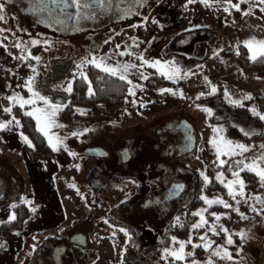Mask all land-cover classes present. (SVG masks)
<instances>
[{"label":"rangeland","instance_id":"rangeland-1","mask_svg":"<svg viewBox=\"0 0 264 264\" xmlns=\"http://www.w3.org/2000/svg\"><path fill=\"white\" fill-rule=\"evenodd\" d=\"M0 2H4L5 17L0 21V29H5L0 33V65L16 70L19 85L26 90L25 81L33 78V88L39 95L49 99L52 95L47 91L51 90L52 94H56L54 99L62 101L69 93L65 89L72 86L74 78L80 76L81 71L84 72L83 67L87 64L82 62L85 60L106 57L105 63L113 67L135 65L128 69L127 79L132 83L128 84L127 98L120 107L106 110L99 105L95 110L89 111L85 107L75 106L68 119L64 120L58 119V113L63 109V103L60 104L61 110L54 119L56 124L63 127L51 128L49 135L57 136L63 143L54 142L60 147L56 145V151L51 147L52 157L39 162L42 169L39 167L32 172L33 185L29 183V174L25 171L24 163L20 164V156L25 150L23 153L13 143L17 140L15 142L22 145L25 142L21 136H27L21 133V126L17 127L15 123L6 137L0 130V226L12 221H9V216L14 215L15 207L24 205L30 209L27 220L23 221L20 229L12 232L10 240L0 236V245H3L0 247V264H58L53 259L55 251L62 245L72 244L70 239L77 229L89 230L92 227L93 223H84V219L91 212L90 202L94 210L98 203L103 205L99 215L102 218L97 222V231L92 238L93 246L97 248L98 244L100 249L105 247L102 252L104 256L99 257L107 260L108 256H112L108 260L112 264H161L155 261L157 258H166V249L179 247L173 243V238L186 242L191 237L192 243H186L184 252L192 253V245L205 243L200 240L203 235H207L212 242V248L205 251L202 247L204 259L198 260V264H205L209 260L212 264H264V186L255 174L257 190L247 189L240 176L244 182L243 195L224 200L231 208L222 205V210L215 213L221 218L216 221L213 217L210 225H217V235L209 231V225L207 229L198 232L194 239L192 226L199 221L198 216H195L187 234L181 238L173 237L166 231V222L173 220L181 207L190 203L192 193L189 191L180 197H174L169 208L165 205L166 208L161 209L154 202H150L156 194L155 190L160 188L158 185L163 189L170 179L181 180L185 188L191 187L195 180V198L200 199L202 195L206 197L198 189L200 184H205L204 177L208 181L212 177V174L207 173L208 166L213 168L220 165L228 157H231V161L227 160V164L231 167L236 160L245 161L239 149H236V154L218 157L215 145L209 141L219 140L222 136L231 141L233 146L242 144L249 150L254 147L249 140L254 134L262 132V127L254 120L255 115L250 111L255 109L264 114L258 110L257 101L253 99L248 103L247 97L250 94L245 89L230 87L214 76V70H218L221 59L226 57L219 53L222 48L234 46L240 40L245 47V41L260 39L256 32L247 27L239 37L224 36L220 32L224 28L225 19L227 20L231 11L236 10L229 7L227 0H209L208 7L199 0L191 4L187 0H175L166 9L150 13L145 22L113 25L109 28L110 32L99 33L92 40L85 39L82 42H79L80 38L67 41L64 40L65 35L35 29L31 22L28 23L26 14L10 2ZM232 3H239V0H232ZM240 8L238 14L242 10L254 12L264 23V11H261L264 5L257 0H246L240 4ZM177 13L184 16L183 22L179 18L175 19ZM155 15L158 19L154 23ZM208 24L219 28L216 30L213 26L206 27ZM155 36H164V41H156ZM202 39L211 43L210 51L215 54L211 56V73L206 68L208 63L199 59L202 48L200 47L199 52H190L192 43ZM33 40L37 41L35 46L31 43ZM189 42L192 45H188ZM16 44H20L21 48L18 49ZM155 48L159 51L155 52ZM121 52L125 54L120 55ZM247 55L250 56L249 53ZM22 56L25 59H20ZM141 56L148 62L159 61L161 65H168L169 68L175 66L180 70L179 78L173 82V79L162 75L165 83L156 87V95L144 98L142 91L145 79L140 73L146 77L153 73L161 74L156 68L142 63L138 59ZM34 57H39L40 60L37 61ZM56 61L58 64L54 66ZM78 64L82 67L77 68ZM214 65L217 67L214 68ZM48 69L50 71L46 72ZM129 87L133 88L134 96L128 95ZM212 88L216 89L214 93ZM161 89H170L171 92L161 94ZM225 93L228 94L227 97ZM38 101L23 112L42 107L38 106ZM181 119L191 125L196 138L194 150L184 157L177 156V131L165 128L166 125L173 124L174 120ZM213 129L223 131L217 135ZM74 132L78 133L75 135V142L68 140L74 136ZM4 138L8 139L9 145L3 141ZM44 138L49 145L48 139L45 136ZM28 141L33 147L29 138ZM25 145L28 146L27 143ZM208 148L209 154L212 153L213 156L208 154L207 165L201 155L207 153ZM94 149L104 152L105 156L90 157L87 151ZM125 150L129 156L126 161L122 159L121 153ZM70 152L74 155H70ZM262 156L264 153L253 161L264 167V162L260 160ZM92 165H97L99 175L104 177L98 179V186L104 187L102 192L90 193L88 188H93L94 181L89 186L83 180L84 172ZM80 167L83 168L82 172H78ZM61 173L63 176H59ZM218 173L213 175L215 179ZM230 178L235 179L232 174ZM74 182L80 186L86 185L77 195V191L73 189ZM70 195H75L77 204L72 202L75 200L70 199ZM217 198L222 199L219 196L208 199ZM105 207H116L115 217L122 218V227L105 221ZM205 208L209 207L202 201L199 205L195 204L190 213ZM203 215L208 220L206 211ZM90 221H96L95 216ZM219 226L227 229V233L221 232ZM6 227L7 231L9 225ZM125 232L128 233L127 236ZM241 233L245 234L244 238ZM227 236L232 238L231 245L226 243ZM217 246L226 249L231 259L212 255ZM92 251L89 258L94 257L95 250ZM59 261L64 264L63 255ZM192 261L185 259L182 262L192 264Z\"/></svg>","mask_w":264,"mask_h":264},{"label":"snow or ice","instance_id":"snow-or-ice-1","mask_svg":"<svg viewBox=\"0 0 264 264\" xmlns=\"http://www.w3.org/2000/svg\"><path fill=\"white\" fill-rule=\"evenodd\" d=\"M5 2H10V0H5ZM36 3L40 4L42 6V10H47L48 14L51 16L52 12L56 9H59L61 12H64L68 9H75L74 13H71V15H75L77 18H87V10L90 8H102L105 6L106 3H110V0H35ZM188 4L196 2V0H187ZM200 3H203L205 7L209 6V0H199ZM246 0H239V3H232V0H227V3L229 7L235 8L236 11H241L240 4L245 3ZM257 2L261 5H264V0H257ZM51 5L52 7L49 8L48 6ZM225 11H228V8L224 9ZM261 11H264V8L261 9ZM4 2H0V21H3L5 19L4 15ZM245 15H248L250 13H244ZM155 23V20H153ZM135 27V26H133ZM5 29H0V33L4 32ZM6 38V37H5ZM32 45L35 46L37 44V41L33 40L31 41ZM2 46V45H0ZM18 49L21 48L20 44L15 45ZM245 47L248 48L249 52L251 55L249 56L250 60H257L258 58L264 57V40H256L255 38H252L248 41H245ZM22 50V49H21ZM125 53L121 52L120 55H124ZM31 58V57H28ZM20 59H25V57H20ZM35 60L39 61V57H34ZM106 57H100L97 59L96 57H93L91 60H85L82 62V64H90L94 68L98 69L99 71L105 73L106 75L110 77H117L121 81H124L128 84L131 85V81L127 79V72L130 67H135V65H117L115 67L108 65L105 63ZM138 59L141 60L142 63L147 64L149 67H154L157 69L158 72H160L161 75L165 76V78H170L173 79V82H175L176 78H179L180 75V70L176 68L175 66L169 68L168 65H161L159 61H153V62H148L143 59V57H138ZM171 63V62H169ZM82 65L78 64L77 68H81ZM33 71H35L33 69ZM80 77L84 79L85 82L88 83V95L92 96L95 93L93 92L91 83L88 81L87 76L84 74L83 71L79 73ZM140 75L144 79H148V77L144 76L143 73H140ZM184 75H187L185 73ZM33 83L34 79L30 78L25 81V87L27 88L28 92L30 93V97L28 99H23L20 97L18 94L8 97V99L14 103L17 104L21 109H24L25 106H31L36 103L37 100L41 101L43 105H45L44 108H31L30 111H25L23 114L25 116H29L32 119L35 120L36 122V130L40 132L42 135H44L48 139L49 146L52 147L53 151H56V143H63L62 141H59L58 138L54 136H50L49 132L51 128L53 127H63V125L56 124L55 122V116L58 111L61 110L60 105H53L49 102V100L41 95H39L38 92H36L33 88ZM67 92L71 93V86L67 89H65ZM216 91L215 88H212V92L214 93ZM165 92H171L170 89H161L160 93L163 94ZM175 95V93H173ZM128 95L134 96L135 92L132 87H129L128 89ZM227 93H225V96L227 97ZM247 99H251L250 96L247 97ZM13 109L12 107H4L3 112L8 113L11 115ZM250 111L253 112V115L259 117L261 121H264V114H261L257 112L255 109H250ZM15 123L17 127L20 126V121L17 120L15 117H13L11 120L7 121V123L0 122V130H4L6 128L10 129V126ZM217 135H219L220 132L223 130H217L213 129ZM247 134V133H246ZM72 135H78V133H72ZM21 139L28 144L29 147H32L30 141H28V138L25 136H21ZM54 141L56 143H54ZM209 143L214 144L216 147V152L217 156L219 157L220 155H233L236 154V149L240 150V153H244L248 151V149L242 145V144H237L233 146L232 142L229 140H225L222 136L219 138V140H210ZM264 147V146H262ZM70 155H74L73 153H69ZM261 161H264V156L260 157ZM224 161L220 162V167L224 165ZM238 165H243L242 168H240V171L248 170V171H253L254 174L259 177L262 186H264V167H261L260 164H257L255 161H253L250 164H244L243 161H239ZM78 167V166H77ZM230 171L232 173V176L235 178L233 180L227 181V183L224 182L223 179V174L218 173L216 176V179L218 182L222 183L224 187L227 189L228 195L232 197L233 199L236 198L237 195L242 196L243 195V189H244V182L242 179H240V171L232 170L230 166ZM203 175V174H202ZM204 182L205 186L208 184V179L207 177H204ZM237 186L239 190L237 191ZM200 199L204 201V203L208 206L211 207L213 204H221L225 208H231V205L227 202H225L222 199H213L210 200L205 196H201ZM257 200H259V197H256ZM13 207H15L13 205ZM207 211V208L202 209L198 212L193 213V216H198L199 221L195 224H193V230H198L202 227H204L208 222L205 219L203 213ZM253 211H256L253 209ZM259 214V213H257ZM211 215L214 217L216 221L220 220V216L211 213ZM241 218L244 219L245 217L243 214H241ZM15 216L10 215L9 216V221L14 220ZM221 232L227 233V229L223 228V226H219ZM217 225L212 224L209 226V231L212 232L213 235H217L216 231ZM121 231H124L121 229ZM125 236L128 235L127 232L124 233ZM243 233H241V237L244 238ZM201 241H204L205 243L202 245H192L193 249L197 247H203L205 251H208L209 249L212 248V242L208 240L207 235H203L200 237ZM173 243L178 244V248H173V249H166L165 250V257H171L175 261H183L187 257L192 256L193 253H185V245L191 244V237L189 238L188 241H177L175 238H173ZM226 243L228 245H231L233 243L231 236H227ZM0 247H3V245H0ZM212 255L218 256L220 258H225V259H231V255L228 253L226 249H224L222 246H217V248L212 252ZM192 264H198L197 261L193 260ZM205 264H212L211 260L206 261Z\"/></svg>","mask_w":264,"mask_h":264},{"label":"trees","instance_id":"trees-1","mask_svg":"<svg viewBox=\"0 0 264 264\" xmlns=\"http://www.w3.org/2000/svg\"><path fill=\"white\" fill-rule=\"evenodd\" d=\"M232 19L233 21H238L239 16L237 14V11H231L230 15L228 16L227 20ZM237 63L244 73H255L257 75H263L264 74V57L258 58L257 60L253 61L250 60L247 52L245 50L244 46H240L239 52L236 57ZM22 69V68H21ZM84 73L88 78V81L91 83L93 92L95 93L92 96L88 95V83L84 81L83 78L80 76L74 78L71 86V93H67L65 96V101L63 103V109L60 114L61 119H68L70 116V113L72 112V109L75 106H82L89 110H95L97 106L102 105L104 109L106 110H113L118 107H120L125 99L127 98V87L128 83L121 81L117 77H110L106 75L105 73L99 71L98 69L94 68L90 64H87L83 67ZM165 81L162 77V75L157 74H151L148 76V79H145L143 84V91L142 96L144 98H151L156 95V87L160 84H164ZM14 114L20 121V126L22 132L32 141L33 148L26 149L29 151V156L39 159H48L52 157V149L50 146L46 143L44 136L36 130V127L34 125V122L31 117L25 116L21 113V111L18 108H14ZM254 120L262 127V132L256 133L252 136V138L249 140V142L253 143L254 147L252 146L249 148L248 151L243 153V157L245 158L244 164H249L254 159L261 156V153H264V128H263V121L259 119V117L255 116ZM76 137H70L68 140H75ZM260 140V142H259ZM75 142V141H74ZM207 153L204 152L201 155V159L208 165V154L210 149L208 148ZM211 153V152H210ZM211 157L213 154H209ZM235 157V156H234ZM236 157H239V155H236ZM233 158V157H232ZM231 157H228L227 160H230ZM227 160L224 163L222 167L219 165H216L213 168H210L208 166V172L212 174L211 179L209 180L207 186L205 184L201 185L198 189V192H204L206 194L207 198L216 197L219 196L223 200L227 199V189L224 187V185L217 181L213 177V175L217 172H221L223 174L224 182L231 177V171L230 166L227 164ZM231 161V160H230ZM235 165L232 168V170L240 171V168L243 167V165H238L239 160L235 161ZM240 175L242 176L246 188L247 189H253L257 190L255 184L257 182L256 176L253 172L244 170L240 171ZM202 200L196 198L193 206L199 205ZM193 206L191 208H193ZM14 216L15 219L12 220L9 223L2 224L0 226V236L3 239H9L12 232L15 230H18L21 228L23 221L26 219L27 216V207L24 205H20L18 207H15L14 209ZM220 210H222L221 204H213L211 207H209L206 211V215L208 217L207 224L198 229L194 230V239L198 236V232H202L203 230L207 229L208 226L213 222V216L211 215V212L218 213ZM179 218H182L183 221H179V223L182 224H173L170 226L169 234L176 238H181L187 234V231L189 227L191 226L193 220L195 219V216H193L189 211H186L183 216H180ZM9 225L8 230L6 231V226ZM193 255L187 257V261L189 260H201L204 259V254L202 251V247H197L193 250ZM155 262H161V264H183L182 261H175L171 257L166 258H157Z\"/></svg>","mask_w":264,"mask_h":264},{"label":"flooded vegetation","instance_id":"flooded-vegetation-1","mask_svg":"<svg viewBox=\"0 0 264 264\" xmlns=\"http://www.w3.org/2000/svg\"><path fill=\"white\" fill-rule=\"evenodd\" d=\"M173 1L175 2V0H110V3H106L105 6L102 8L88 9L87 18H77L75 15H71V13L75 12V9H68L64 12H61L59 9H56L52 12V15L50 16L48 14V11L42 10V6L36 3L35 0H10V3L12 6L19 9L22 13L26 14L25 17L29 19L28 23L30 24L31 22L32 27L34 26L35 29L40 28L42 31L48 30L52 31V33H57L62 36L65 35L64 40L67 41H70L73 38H80L79 42H82L85 39L92 40V38H94V36L99 33L110 32L109 28L113 25L121 26L126 25V23L131 24L132 22H145L148 19V15L150 13L154 11L158 13L159 10L166 9L168 4L172 3ZM48 7L51 8L52 6L49 5ZM156 16L157 15L154 16L155 21L158 19ZM183 21L184 20H182V22ZM67 34H69V36ZM156 41H158V39ZM154 51L158 52L159 50L158 48H155ZM48 71L50 70L48 69L46 72ZM181 123H186L191 127L188 122L181 119L178 121L174 120L173 124H168L165 128H172L177 131V156L184 157L185 155H187V153H181V151L184 149V141L190 135L188 136L186 129L180 126ZM191 135L196 141V138L193 135V130ZM89 156L92 157L91 155ZM96 166L97 165H92L87 171L84 172L83 180L86 185L90 186V184L94 181L93 188L91 190L90 188H88L90 193L102 192L104 188L103 186H98V179H103L104 177L99 175V171L97 170ZM82 171L83 168L80 167L78 172ZM76 176H79V174H77ZM192 182L193 184L191 183V187L185 188V185L181 180L170 179L168 184L166 183L165 188L162 189V186L160 184L158 185L160 186V188L156 190L154 188L156 194L153 195V198L150 200V202H154L156 205L161 207V209L166 208L165 205H167V208H169V204L174 197H180L181 195H183V193H188V191L192 193L191 195L193 200L191 199L192 201L190 200V203L188 202L186 205L182 206L173 220L166 222V231H168V233L170 226H172L173 224H178V221H183V219L179 217L183 216L186 211L191 210V207L193 206V203L196 199L194 191H196L195 186L197 182L195 180ZM86 185L79 186L77 184L76 186L79 191L82 190V188ZM91 204L92 202H90L91 212L84 219V223L88 225H91V223H93L92 227L89 230L77 229L76 233L71 236L70 242L72 241V244H69L68 246L62 245V247L58 248L61 249V253L57 256V259H55L53 255L55 263L61 264V261H59L61 255L64 256V264H70L71 262H73L74 264H85L89 260L91 251H94L96 248H94L93 246L92 238L94 232L97 231V222L101 221L100 219L102 217H100L99 215L103 206L98 203V205L96 206V210H94ZM105 209L107 208L105 207ZM115 209L116 207H112L111 209L109 208L105 211H103V209L102 211L104 219L107 223L122 227L124 223L121 221L122 218L115 217V212H117V210L115 211ZM90 216H95L96 221H90ZM77 236H83L84 241H74V237Z\"/></svg>","mask_w":264,"mask_h":264},{"label":"crops","instance_id":"crops-1","mask_svg":"<svg viewBox=\"0 0 264 264\" xmlns=\"http://www.w3.org/2000/svg\"><path fill=\"white\" fill-rule=\"evenodd\" d=\"M234 11H236V10H234ZM238 13L239 12L237 11V14ZM244 13H250V14L245 15ZM238 16H239L238 21H233L232 19H229V20L225 19V25H224L223 30L220 28L221 29L220 32H222L224 36L234 35V36L239 37V35L242 34V31H244L247 27V29H251V31L256 32V34L260 36L259 40H264V23L261 21V19L257 18V15H255L254 12H247L246 10H242V13L238 14ZM183 17L184 16H182V14L179 15V13H177L175 15V19L179 18L181 20V22L183 20ZM212 26L216 30H218V28H219L218 26H215L212 24H208L206 27H212ZM260 26H261V28H260ZM204 29H206V28H204ZM168 31H172V29H168ZM173 31H175V30H173ZM258 32H260V33H258ZM160 37L161 36H159V37L155 36L154 38L161 39L163 42L164 36L161 38ZM190 42H192V41H190ZM190 42L188 43V45L193 44L191 46V51H190L191 53L199 52V51H201L200 47L202 48V51H201L202 55H201V58H199V59H200V61L208 63L206 65V68L209 71V73H211V71H212L211 64H210L211 56H215V54L213 55L212 51H210L211 43L209 44V42H207L204 39H202V41H197L196 43H192V44H190ZM242 44L243 43L240 40V42H238V43L236 42V45L225 46L224 48H222L220 50L219 53H222L226 57L224 59H221V63L218 65L219 66L218 70H216V69L214 70V76H217L221 82L226 83L230 87L238 88L240 90L245 89L250 94V97H251V99L248 100V103L250 101H252L253 99H255V101H257L258 110L263 111V113H264V74L263 75H257L255 73H247L246 74L240 70V68L237 64L236 57H237L238 51L240 49V46H243ZM246 50L249 53V55H251L248 48H246ZM214 58H216V57H214ZM189 62L191 63L192 61H189ZM215 62H216V60H215ZM57 64H58V61L55 62L54 66ZM215 67H217V66L214 65V68ZM47 92L49 95H52V97L48 99L51 104L60 105L61 103H64L65 96L63 97L62 101H58L57 99H54L56 97V94H52L53 92L51 90H48ZM16 94H18L23 99H28L27 90L23 86L19 85V79H18V76L16 75V70L14 71L13 69H11L8 66L4 67V66L0 65V122H3V119H4L5 122H3V123H7V121L12 119L11 115L16 117L14 114V108H18L19 106L17 104L12 103L8 99V97H12ZM4 101L6 102V104H3ZM38 103H39L38 106H42V107H38V108H44L45 107V105H43V103L41 101H38ZM4 107H12L13 111H12L11 115L3 112ZM28 107L29 106H25L24 109L20 108L19 110L23 114L24 113L23 111ZM89 111H91V110H89ZM61 112H62V110H61ZM61 112L58 113V119L60 118ZM9 117H11V118H9ZM17 120H19V119L17 118ZM32 120H33L34 125L36 127L35 120L34 119H32ZM11 126H10V128H11ZM58 132L60 133V131H58ZM9 133H10L9 128L2 130V134H4L5 137L7 136V134L9 135ZM21 133H23V132H21ZM0 138H2L1 131H0ZM56 138H57V136H56ZM3 141L6 144H8L7 138H4ZM15 141H17V140H14L13 143L16 145L17 148L21 149L22 151L25 150V153L23 151L24 154H21V156H20V158H21L20 164L24 163L25 171L27 172V174H29V176H27V178L30 179L29 183H31L33 185L34 180L32 178V174H34V173H32V172L35 169L37 170L39 167H41V169H42V166L39 164V162H42L44 159H39V158L32 159L29 156V151L26 150V149H31V148L26 146L25 143L20 145L19 142H15ZM56 145L58 147H60L58 144H56ZM52 153H53V151H52ZM263 162L264 161H262V163ZM59 176H63V173H61ZM229 180H232V179L230 178ZM75 181L77 182V180H75ZM77 184L78 183H75V185L73 187V189L75 191H77V192H75V195L78 194V188L76 186ZM237 189H239L238 186H237ZM74 196L70 195V199L75 200ZM229 197L230 196L228 195V192H227V199H229ZM72 202L77 204L76 200L72 201ZM27 210H28V212H27V216H26L25 220H27V218L30 214V209H27ZM105 246H108V245L106 244ZM104 248L100 249V246L98 248V244H97V248H95L94 257L89 258L88 261L86 260L87 262L85 264H112L111 262L108 261L110 258H112V256H110V257L108 256L107 260L99 257V255L104 256L102 254V252H104ZM110 254H112V251ZM196 261H198V260H196ZM33 264H36V263H33Z\"/></svg>","mask_w":264,"mask_h":264},{"label":"water","instance_id":"water-1","mask_svg":"<svg viewBox=\"0 0 264 264\" xmlns=\"http://www.w3.org/2000/svg\"><path fill=\"white\" fill-rule=\"evenodd\" d=\"M181 127H184V129H186L187 131V135L189 136L185 141H184V149L181 151V153H188V152H192L194 150V147H195V139L192 137L191 133H192V129L191 127L186 124V123H181L180 125ZM88 154L91 155V156H97V157H102V156H105V153L98 150V149H94V150H89L88 151ZM129 158L128 156V152L127 151H124L122 152V159L124 161H126L127 159ZM74 241L76 240H80V242H83L84 241V237L83 236H77V237H74L73 239ZM61 253V249H57L54 253V257L55 259H57V256Z\"/></svg>","mask_w":264,"mask_h":264}]
</instances>
